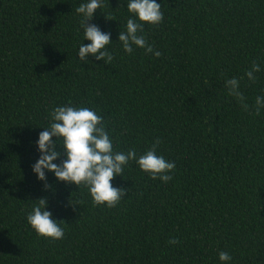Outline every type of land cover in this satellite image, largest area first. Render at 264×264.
<instances>
[{
	"label": "trees",
	"instance_id": "trees-1",
	"mask_svg": "<svg viewBox=\"0 0 264 264\" xmlns=\"http://www.w3.org/2000/svg\"><path fill=\"white\" fill-rule=\"evenodd\" d=\"M87 2L0 0V264H264V108H253L264 97V0H156L164 20L140 34L160 57L125 52L119 33L138 18L128 0H102L88 23L111 33L110 63L78 57L91 41L75 9ZM233 77L249 111L225 87ZM62 106L102 116L114 152L139 157L159 138L173 179L129 161L112 181L127 189L114 208L47 170L45 190L36 142ZM42 197L60 240L28 223Z\"/></svg>",
	"mask_w": 264,
	"mask_h": 264
},
{
	"label": "clouds",
	"instance_id": "clouds-1",
	"mask_svg": "<svg viewBox=\"0 0 264 264\" xmlns=\"http://www.w3.org/2000/svg\"><path fill=\"white\" fill-rule=\"evenodd\" d=\"M102 7V0H88L75 9L77 14L82 15L80 24L84 29V37L91 41L88 45H80L78 57L81 61L87 62L90 54L95 56L96 60H103L105 63H110L114 58L105 50L106 45L111 42V33H105L96 24L88 23ZM161 7L162 5L156 0H128L127 10L138 19L129 18L126 31L119 33L118 41L125 52L133 53V45H135L156 57L162 55L148 44L144 35L140 34L144 31L145 23L158 25L163 22L164 14ZM106 18L111 19L108 16ZM259 71H261L260 65L254 62L251 69L246 72V76L250 81L255 82V73ZM225 87L229 95L238 100L243 110L249 111L250 106L245 102L246 98L240 90V81L235 77L227 79ZM253 108L254 114L259 115L261 108H264V97L257 96ZM50 117L49 126L39 133L36 142L41 155L32 165L38 179L44 181L45 190L52 187L47 182L45 172L47 170L54 173L59 181L75 184L78 188L82 184L86 186L93 198L94 206L106 205L108 208H114L121 198L126 196L127 189L113 187L112 181L117 175H123L124 167L129 161H135L152 179L159 178L165 183L173 179L169 173L174 171L175 162H169L164 156L157 155V147L161 144L159 138L151 148L138 157L134 149H130L127 153L113 151L112 139L103 126V117L94 110L83 106L79 108L62 106L54 108ZM53 137L63 140L62 152L66 159L60 164L54 163L60 159L62 152L57 150V140L54 141ZM69 202L72 205L71 197ZM47 207L46 197L37 200L27 215L28 223L38 235L60 240L65 235L64 229L53 219ZM178 242V239L169 240L173 245ZM219 259L226 262L232 257L228 252L221 251Z\"/></svg>",
	"mask_w": 264,
	"mask_h": 264
}]
</instances>
